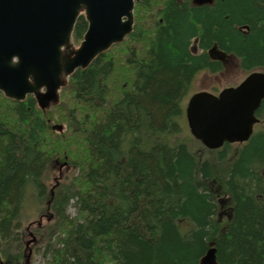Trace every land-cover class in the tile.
<instances>
[{
	"label": "trees",
	"instance_id": "obj_1",
	"mask_svg": "<svg viewBox=\"0 0 264 264\" xmlns=\"http://www.w3.org/2000/svg\"><path fill=\"white\" fill-rule=\"evenodd\" d=\"M86 29L80 16L75 45ZM214 44L264 72V0H142L131 34L77 70L57 106L0 93V264H26L30 205L51 216L42 264H199L210 246L218 264H264V129L207 151L181 125L196 76L223 71ZM64 163L71 175L49 189Z\"/></svg>",
	"mask_w": 264,
	"mask_h": 264
},
{
	"label": "water",
	"instance_id": "obj_2",
	"mask_svg": "<svg viewBox=\"0 0 264 264\" xmlns=\"http://www.w3.org/2000/svg\"><path fill=\"white\" fill-rule=\"evenodd\" d=\"M141 1L0 0V93L15 102L32 96L43 112L58 105L69 77L131 34L135 4ZM80 16L87 29L75 48L72 33ZM207 54L214 61L227 58L216 45ZM263 100L260 72L217 96L198 92L185 109L189 132L208 150L244 143ZM199 264H218L216 249L209 248Z\"/></svg>",
	"mask_w": 264,
	"mask_h": 264
},
{
	"label": "rangeland",
	"instance_id": "obj_3",
	"mask_svg": "<svg viewBox=\"0 0 264 264\" xmlns=\"http://www.w3.org/2000/svg\"><path fill=\"white\" fill-rule=\"evenodd\" d=\"M227 66L223 69L222 73L217 74V75H210V74H206V73H201L198 74L192 84L191 89L188 91L187 95L184 97L183 102H182V109H184V106L186 105V101L187 99L195 92L201 91V90H206V89H210V88H216L213 89L215 92L220 91L221 89L225 88V87H229V86H235L237 84H239L245 77L247 74H244L243 72H241L239 69L236 68L235 64H233V61L231 59H229V61L226 63ZM212 91V90H211ZM212 91V92H214ZM262 120L261 124L259 125V127H257V131L258 130H263L264 129V116L262 115V117L260 118ZM181 125L183 127H186V122L185 119L182 118L181 119ZM187 130V127H186ZM188 131V130H187ZM186 131V132H187ZM187 135L188 132H187ZM194 147L197 146V143L193 142ZM72 170L71 169H62V176H60L62 179H65L67 176L71 175ZM58 167H56L55 169H53L52 172H50V178L47 182V186L49 189H52L54 186V179L56 177H58ZM61 182V181H59ZM43 208L40 207H34V206H29L28 209L25 210L24 213V225H22L23 227V234L24 237L23 242H22V253L24 252V254H27L28 258L27 261L30 264H42V247L43 245L41 244L42 239H43V234L40 232L39 233V244H33V245H28L29 250H27L26 248H24V242H29L31 240V238L29 237V230L33 229L35 227H31L29 229H25L27 227V225L31 222L37 221L40 217L41 214H43ZM68 213L70 215H73V210L72 208H70L68 210ZM224 219V217H223ZM25 230V231H24ZM43 235V236H41ZM25 239V240H24ZM39 245V247H38Z\"/></svg>",
	"mask_w": 264,
	"mask_h": 264
},
{
	"label": "flooded vegetation",
	"instance_id": "obj_4",
	"mask_svg": "<svg viewBox=\"0 0 264 264\" xmlns=\"http://www.w3.org/2000/svg\"><path fill=\"white\" fill-rule=\"evenodd\" d=\"M202 1L203 0H192V2H196L197 4H200ZM231 60L233 61V64H235V66L238 65L237 61L234 58H232ZM227 62L228 61H225L224 62L223 69L227 66V64H226ZM220 73H222V71ZM220 73H218V74H220ZM206 74H208V73H206ZM211 89H216V88L213 87ZM211 89H209V90L206 89V91L212 92ZM58 171H59V173H58L59 176L54 179V185H56L57 182L59 180H61V177H60V176H62V169H61V167L58 168ZM46 218H47V215L45 213L44 214H41L40 219H39L37 225H32V227H35L34 230L33 229L32 230L31 229L29 230V233L28 234H29V237L31 238V240L29 242H24L25 248L27 250H29V247H28L29 244L30 245H33L34 243L35 244H37V243L39 244V239H38L39 238V233L41 232L44 235L45 222H47V221H45ZM43 235H41V236H43ZM41 244H42V242H41ZM38 247H39V245H38Z\"/></svg>",
	"mask_w": 264,
	"mask_h": 264
}]
</instances>
